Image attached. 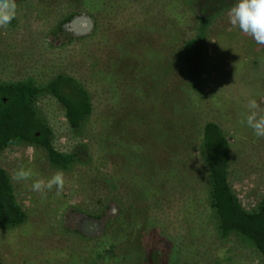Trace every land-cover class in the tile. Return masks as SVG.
<instances>
[{
  "label": "rangeland",
  "instance_id": "374dc122",
  "mask_svg": "<svg viewBox=\"0 0 264 264\" xmlns=\"http://www.w3.org/2000/svg\"><path fill=\"white\" fill-rule=\"evenodd\" d=\"M231 4L207 27L197 90L183 52L198 36L193 0H16L0 28V81L46 83L58 74L89 91L93 115L75 136L64 107L40 97L55 145L86 144L91 160L64 170L65 186L46 198L32 181L13 180L20 165L41 179L57 170L42 149L15 145L0 161L27 221L0 227V264H264L238 237L222 238L207 201V167L199 156L203 127L230 139L229 179L248 208L264 197V138L240 124L249 99L264 107V45L233 28ZM87 16L91 31L71 36L66 20ZM91 219L100 228H79Z\"/></svg>",
  "mask_w": 264,
  "mask_h": 264
},
{
  "label": "trees",
  "instance_id": "16d2710c",
  "mask_svg": "<svg viewBox=\"0 0 264 264\" xmlns=\"http://www.w3.org/2000/svg\"><path fill=\"white\" fill-rule=\"evenodd\" d=\"M228 2L193 0L198 17V36L186 43L183 59L189 84L194 90L199 84V57L205 46L208 24L227 9L231 4ZM44 95H51L64 107L68 125L75 136L84 131L94 107L91 94L75 77L58 74L41 84L32 79L0 81V158L12 146L27 145L44 150L49 165L56 170H70L76 164L89 163V150L82 142L70 152L56 147L54 129L38 104ZM199 156L208 170L207 201L219 235L222 238L238 237L254 247L264 259V197L254 208L248 209L233 189L229 179L230 139L219 124L210 121L204 125ZM27 219V212L17 200L11 177L0 161V227L15 228ZM163 257V251L156 247L144 262L160 264Z\"/></svg>",
  "mask_w": 264,
  "mask_h": 264
},
{
  "label": "clouds",
  "instance_id": "9594fccd",
  "mask_svg": "<svg viewBox=\"0 0 264 264\" xmlns=\"http://www.w3.org/2000/svg\"><path fill=\"white\" fill-rule=\"evenodd\" d=\"M16 0H0V28H6L16 16ZM228 22L233 28L252 37L259 45H264V0H236L227 12ZM247 111L242 113L241 125L253 130L258 138H264V107L256 99H249ZM13 180L17 182L31 180V190L46 198L47 192L55 189V195L60 196L65 186L63 171L57 170L46 180L41 179L31 168L20 165L14 171Z\"/></svg>",
  "mask_w": 264,
  "mask_h": 264
},
{
  "label": "flooded vegetation",
  "instance_id": "af4514ba",
  "mask_svg": "<svg viewBox=\"0 0 264 264\" xmlns=\"http://www.w3.org/2000/svg\"><path fill=\"white\" fill-rule=\"evenodd\" d=\"M91 23V19L87 16H75L68 23H65L63 28L66 29L71 36H82L91 31ZM84 227H88L89 230H96L100 228V224L91 219L80 220V230H83Z\"/></svg>",
  "mask_w": 264,
  "mask_h": 264
},
{
  "label": "water",
  "instance_id": "95a60500",
  "mask_svg": "<svg viewBox=\"0 0 264 264\" xmlns=\"http://www.w3.org/2000/svg\"><path fill=\"white\" fill-rule=\"evenodd\" d=\"M91 26H92V23H91Z\"/></svg>",
  "mask_w": 264,
  "mask_h": 264
}]
</instances>
